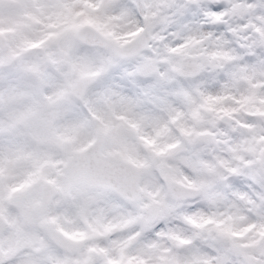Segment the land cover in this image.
Returning a JSON list of instances; mask_svg holds the SVG:
<instances>
[{
  "label": "clouds",
  "instance_id": "clouds-1",
  "mask_svg": "<svg viewBox=\"0 0 264 264\" xmlns=\"http://www.w3.org/2000/svg\"><path fill=\"white\" fill-rule=\"evenodd\" d=\"M0 264H264V0H0Z\"/></svg>",
  "mask_w": 264,
  "mask_h": 264
}]
</instances>
